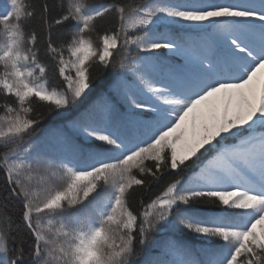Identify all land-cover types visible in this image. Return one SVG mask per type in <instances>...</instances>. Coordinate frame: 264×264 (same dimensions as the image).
Here are the masks:
<instances>
[{
  "label": "snow or ice",
  "instance_id": "6c2138e0",
  "mask_svg": "<svg viewBox=\"0 0 264 264\" xmlns=\"http://www.w3.org/2000/svg\"><path fill=\"white\" fill-rule=\"evenodd\" d=\"M0 98V264H264V0H3Z\"/></svg>",
  "mask_w": 264,
  "mask_h": 264
},
{
  "label": "trees",
  "instance_id": "16d2710c",
  "mask_svg": "<svg viewBox=\"0 0 264 264\" xmlns=\"http://www.w3.org/2000/svg\"><path fill=\"white\" fill-rule=\"evenodd\" d=\"M172 2H177V0H172ZM0 7H3V0H0ZM101 23H102L103 27H105V28L109 27L112 23H114V18L111 17V16L106 17L105 20L102 21ZM30 26L31 27H35L38 32L41 31V28H40L39 24L36 21H32ZM58 31L61 32V33H66L68 31V28L67 27H62V28H59ZM160 55L162 57H165V58H171L172 57V54L168 53L166 50H161ZM176 59H179V58H176ZM108 71L112 72V71H115V70L114 69H109ZM58 82H59L58 79L53 80V83H58ZM100 91H101L100 89L93 90L92 93L89 96L88 103L94 102V100L99 97ZM0 99H2V98H0ZM59 123H61V121L59 119H57L56 121L53 122L52 118H49L48 120H46L43 123L41 129L38 130V131H46L50 127L55 126V124H59ZM3 181H4L3 174L0 173V187H3ZM158 190H159V187H154L153 188V192H157ZM138 195H139V193H137V196ZM160 238L161 237H157V239H160ZM194 239H196V238H194ZM146 256H147V253L142 252L140 257H139V259L142 260Z\"/></svg>",
  "mask_w": 264,
  "mask_h": 264
}]
</instances>
